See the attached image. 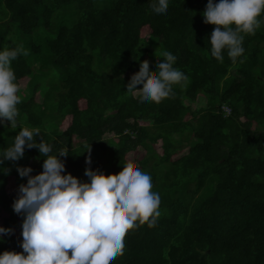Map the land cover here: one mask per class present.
<instances>
[{"label": "trees", "instance_id": "obj_1", "mask_svg": "<svg viewBox=\"0 0 264 264\" xmlns=\"http://www.w3.org/2000/svg\"><path fill=\"white\" fill-rule=\"evenodd\" d=\"M0 3V48H23L9 36L14 26L44 34L12 61L21 85L18 123L39 128L36 141L53 152L67 148L65 172L81 181L89 179L86 167L118 173L128 164L150 173L160 195L155 224L130 229L112 264H264V22L243 34L241 56L233 61L225 51L220 62L208 41L216 25L204 20L207 0H170L166 16L150 0ZM70 4L76 17L59 21L57 10ZM165 50L186 78L159 103L141 104L127 83L141 60L155 75L164 59L156 53ZM47 71L41 86L36 79ZM19 130L1 137L0 149ZM139 149L143 155L131 162ZM44 158L26 147L0 166V225L12 229L0 252L23 250L24 217L12 207L18 194L8 191L27 181L17 165H30L34 175Z\"/></svg>", "mask_w": 264, "mask_h": 264}, {"label": "clouds", "instance_id": "obj_2", "mask_svg": "<svg viewBox=\"0 0 264 264\" xmlns=\"http://www.w3.org/2000/svg\"><path fill=\"white\" fill-rule=\"evenodd\" d=\"M170 0H150L153 12L166 16ZM203 16L216 27L208 41L211 55L223 62L227 56L235 61L244 52L245 33L251 34L264 22V0H207ZM223 26V27H221ZM27 55L21 46L0 48V123L10 121L11 129L20 130L13 141L0 149V166L4 160H18L25 148L36 147L45 157L43 170L32 173V167L17 165L21 177L18 195L13 201L15 212L23 215L22 251L0 252V264H112L123 253L126 233L145 223L153 226L159 216L160 195L153 191L150 173L124 164L118 173H106L86 167L88 180L65 172L69 150L53 152L43 139L36 141L40 129L18 123L20 83L12 67L18 55ZM156 74H150L147 60L131 75L127 92L139 103H159L168 97L174 84L184 80L185 73L174 67L170 51L156 53ZM89 149V148H87ZM86 163L91 164L90 155ZM8 171V169H4ZM12 229L0 225V240Z\"/></svg>", "mask_w": 264, "mask_h": 264}, {"label": "rangeland", "instance_id": "obj_3", "mask_svg": "<svg viewBox=\"0 0 264 264\" xmlns=\"http://www.w3.org/2000/svg\"><path fill=\"white\" fill-rule=\"evenodd\" d=\"M45 1H46V3H49V0H45ZM4 8H5L4 4L0 3V15H1V17L3 16ZM57 16H59V21H62V19L66 18V17L74 19L76 17L74 6L70 4V5L62 7L61 9L57 10L56 17ZM14 27L15 28H14L13 32L10 33L9 36H11V38L13 40L18 41L23 46L24 49L31 48V46H32L31 42H33V41L36 43H39V41H41V37L44 35V34L40 35L36 32H34L32 34H23L22 32H20L18 30V28L16 26H14ZM149 31L150 30L148 28L143 29V34H145V36H146V35H148ZM46 73L47 74L49 73V74L44 75V76H39L38 79H36V81L39 82L41 84V86H44L46 84V78L51 75V72H49V71H47ZM40 89L41 88L39 87L38 90L40 92H42ZM28 91H29V87L26 88V92H28ZM37 98L40 100L39 96H37ZM201 102H203V100H201ZM8 125H10V123H6L4 125L0 124V138L6 136L8 133L15 130V129H11ZM23 126H25V124H23ZM19 128L20 127L18 126L16 129L18 130ZM179 136H180L179 134L176 135L177 138H179ZM141 155H143V152H142V150L139 149L138 151H136L134 153H130L128 157H129V160L131 162H135V161H137V158L141 157ZM102 160H103L104 164H107L109 161L108 155L107 154L103 155ZM21 183H24V182H20L18 184L15 183L14 185L9 186L8 191L9 192H16L18 194V188H19V185ZM202 192H203V194H207V193H209V190L204 189Z\"/></svg>", "mask_w": 264, "mask_h": 264}, {"label": "built area", "instance_id": "obj_4", "mask_svg": "<svg viewBox=\"0 0 264 264\" xmlns=\"http://www.w3.org/2000/svg\"><path fill=\"white\" fill-rule=\"evenodd\" d=\"M223 108L225 109V111H226L227 113H229V112H230V107H229V106H227V105H224V106H223Z\"/></svg>", "mask_w": 264, "mask_h": 264}]
</instances>
